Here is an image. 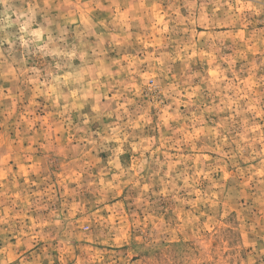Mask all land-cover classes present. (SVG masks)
<instances>
[{
  "label": "rangeland",
  "instance_id": "1",
  "mask_svg": "<svg viewBox=\"0 0 264 264\" xmlns=\"http://www.w3.org/2000/svg\"><path fill=\"white\" fill-rule=\"evenodd\" d=\"M0 264H264V0H0Z\"/></svg>",
  "mask_w": 264,
  "mask_h": 264
}]
</instances>
